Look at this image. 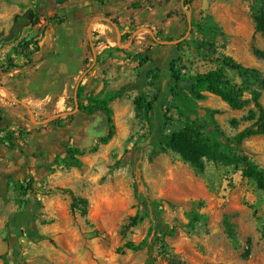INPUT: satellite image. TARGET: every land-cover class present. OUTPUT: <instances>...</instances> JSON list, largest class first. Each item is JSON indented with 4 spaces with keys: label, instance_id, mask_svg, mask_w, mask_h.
I'll use <instances>...</instances> for the list:
<instances>
[{
    "label": "rangeland",
    "instance_id": "rangeland-1",
    "mask_svg": "<svg viewBox=\"0 0 264 264\" xmlns=\"http://www.w3.org/2000/svg\"><path fill=\"white\" fill-rule=\"evenodd\" d=\"M162 1L156 9L165 19L173 17L179 0ZM57 2L63 0H0V81L18 66L12 56L18 57L24 50L18 42L7 41L14 22L19 18L27 21L19 37L29 38L34 48L37 34L57 23L53 15ZM260 2L192 0L189 21L181 19V26L172 23L166 29L169 38L179 41L174 44L176 47L167 49L166 60L154 54L152 61H170L174 52V69L181 79L187 80L214 70L218 59L229 57L244 68L257 70L263 77L264 38L255 31L253 23ZM98 30L114 37L110 27ZM94 36L96 41L101 39L97 34ZM126 44L120 43L126 46L121 48L123 52L113 48L101 52L97 62L103 89L97 93L96 88H87L81 99L87 106L92 99L137 85L146 69H154V63L139 66L137 56L146 49L139 40L132 47L131 43ZM256 50L262 52L261 57L256 56ZM25 51L27 57L31 49L27 46ZM227 74L239 83L233 73ZM161 84L173 86L171 80ZM178 91L192 109L218 112L214 120L228 138L250 124L243 118L253 109L252 105L234 110L216 96L207 95L198 101L186 90ZM143 92L147 102L156 94L150 75L145 79ZM136 96V90H125L109 104L117 111H127L124 117L117 116L119 127H115L110 140L96 139L83 148L75 156L78 161L75 167L64 165L58 158L50 177L33 182L31 190L38 203L35 224L39 235L47 240L21 237L20 264H145L149 256L154 258V264H264V190H258L252 180L244 178L241 167L207 162L200 173L171 151L149 161L153 133L142 117H135ZM0 99L6 100L1 90ZM260 103L264 108V89L260 91ZM170 105L166 114L171 123L165 135L189 125L182 109ZM71 106L69 102L67 107ZM44 117L39 115L37 119ZM232 120L238 122L237 127L231 126ZM204 135L215 141L209 133ZM240 151L264 170V136L244 140ZM146 199L159 204V218L175 229L174 236L154 233L147 218L151 205ZM19 208L20 199L13 193L0 199L2 243L7 235L6 217ZM135 217L142 221L133 225ZM129 243L141 248L130 251L125 248Z\"/></svg>",
    "mask_w": 264,
    "mask_h": 264
},
{
    "label": "crops",
    "instance_id": "crops-1",
    "mask_svg": "<svg viewBox=\"0 0 264 264\" xmlns=\"http://www.w3.org/2000/svg\"><path fill=\"white\" fill-rule=\"evenodd\" d=\"M160 1L162 0H144V6L142 0H63L61 4L57 2L53 11L57 23L49 25L48 30L39 32L35 38L34 35L31 36L34 38L35 47L28 45L31 52L27 57H24L27 53L26 47L22 48L23 55L12 56L18 66L3 75L0 81L2 82L0 86L7 90L10 99H18L27 105L36 122L52 119L57 115L59 117L47 124L37 125L29 120L26 108L7 99H0L2 117L0 133L8 132L13 136L16 146L12 148L10 143H5V139L0 138V199H3L6 193L14 194L13 184L17 181L25 184L29 180L40 182L45 176L50 177V170L57 166L58 158L62 159L65 156L64 147L71 148L72 141L69 140L71 135L74 134L79 143L84 142L87 137L86 144L84 143L86 146L83 148L89 147L99 139L95 136V131L100 129L101 113L95 112L88 116L81 113L80 107L87 106L86 101L81 100L87 93V88H96L94 91L97 93L103 89L98 77L100 65L97 62L101 59V52L118 46L116 29L107 21L116 22L122 29L120 31L114 23L119 31L121 44L125 45L128 42L132 47L136 40H139V43L147 48L152 40L155 41L156 32L163 31V37L168 39L165 33L169 24L180 25V20L183 19L179 11L180 6L173 17L165 19L155 7ZM183 12L185 14L186 10ZM107 27L113 29L114 37L98 30ZM143 28L150 32L142 31ZM131 31V37L122 43V36ZM138 31L141 33L136 36ZM19 34L20 31L17 41L10 42L19 44L23 40ZM95 34L101 39L96 41ZM141 35L146 37L143 38ZM24 40L29 41V38ZM171 46L174 44L158 41L152 50L157 58L162 56L160 58L164 61L167 49ZM119 48L126 46L120 45ZM162 61L153 62L154 67L162 66ZM79 87L82 88V93L78 99L76 91ZM75 100L79 106L77 111ZM69 102L71 107H67ZM57 108L59 110H56ZM110 109L113 112L114 125L119 127L117 116L124 117L127 111L124 109L117 111L112 104ZM43 114L44 119L38 120V116ZM69 117L73 120H68ZM55 120H59L58 123L62 127L53 123ZM17 134L20 137L17 138ZM5 181L6 184L3 183ZM20 210L21 208L11 212L6 217L5 225L8 218ZM20 239L22 238L18 239V244ZM6 252V243L0 241V254L3 256Z\"/></svg>",
    "mask_w": 264,
    "mask_h": 264
},
{
    "label": "trees",
    "instance_id": "trees-1",
    "mask_svg": "<svg viewBox=\"0 0 264 264\" xmlns=\"http://www.w3.org/2000/svg\"><path fill=\"white\" fill-rule=\"evenodd\" d=\"M180 13L183 19L189 21V12H191L192 0H179ZM184 10L186 13L184 14ZM178 16V14H177ZM170 17V16H169ZM117 26L118 24L114 22ZM254 28L264 38V0H261L259 10L253 16ZM27 24L25 19L19 18L13 24L7 41H17L18 32ZM119 30L122 29L118 26ZM132 35L125 34L121 38V42L127 41ZM155 41L145 49L143 54H139L138 64L140 67H145L149 63H153L152 57L154 52L152 48L158 41L171 42L173 39L164 38L163 31L156 32L154 35ZM20 47H27L29 41L24 39L19 42ZM176 45L171 46V48ZM118 52L122 50L115 46ZM256 56L261 57L262 52L255 51ZM176 62L175 53L172 52L170 61H166L162 66H155L154 69H146L142 80L135 86H126L121 88L118 92L110 95H105L103 98L90 100L88 106L80 107V111L91 116L95 112L101 113L100 128H105V134L98 136L102 142L110 140L115 131L113 122V112L109 104L122 96L123 91L136 90L137 96L133 100V107L135 117H142L150 127L152 134L151 147L152 152L148 158L152 161L160 154L171 151L180 156L181 160L188 163L193 169L202 173L205 170L207 162H213L222 166H236L241 167V173L244 178L250 179L254 182L258 190H264V170L255 166L244 154L241 153V146L244 140L254 136H264V108L260 103V91L264 89V76L262 77L255 69L244 68L229 57H221L217 60V67L214 70L203 74H198L187 80L181 79L178 72L174 69ZM227 72L233 73L238 79L239 83L234 82L228 77ZM151 76V84L156 89V94L153 99L147 102V96L143 92L145 79ZM171 80L173 86H162L161 81ZM186 90L189 96L195 100L203 101L207 95H213L220 98L225 104L234 110H241L253 106V109L247 112L243 121L250 123L244 129L235 134L232 138H228L218 127L214 120V112L205 109L201 112L192 109V107L184 101L180 91ZM82 93V88L79 87L77 91V98L79 99ZM174 104L176 108H181L186 114L189 125L185 126L179 131H175L170 135H165L166 127L171 123L167 118L166 112L170 110L171 105ZM68 120H73L69 117ZM2 117L0 116V124ZM59 120L53 123L59 125ZM232 127H237L236 120L231 121ZM58 127H62L59 125ZM205 133H209L215 138L211 141L205 137ZM95 137V136H94ZM12 148L14 145V138L10 134L5 137ZM16 142V141H15ZM83 148L74 146L62 158V163L68 167H75L78 161L75 156L79 155ZM237 152V153H236ZM33 180H29L25 184L19 181L13 184L14 195L20 199L21 210L13 213L7 220L5 243L7 252L1 256L3 264H20L18 254L20 245L18 239L26 237L27 239H35L39 241L47 240L46 237L39 235L37 232L35 217L38 209V203L32 193ZM147 200V199H146ZM151 211L147 218L151 221V226L154 233H160L164 236L172 237L175 234V229L168 224L162 222L159 218V204L157 202H150ZM73 206V205H72ZM83 215L85 212L82 213ZM133 218V225L137 221H142V218ZM125 248L130 251H138L141 245L126 244ZM247 256V254H246ZM154 258L149 256L145 264H154Z\"/></svg>",
    "mask_w": 264,
    "mask_h": 264
},
{
    "label": "water",
    "instance_id": "water-1",
    "mask_svg": "<svg viewBox=\"0 0 264 264\" xmlns=\"http://www.w3.org/2000/svg\"><path fill=\"white\" fill-rule=\"evenodd\" d=\"M107 22L110 23L111 25H113V26L115 27V29H116V34H117V44H118V46L120 47V37H119V31H118L117 27L115 26V24H114L113 22H111V21H107ZM142 31H146V32H148V33L150 32V31H149L148 29H146V28H143ZM178 42H179V41H175V42H167V43H168V44H176V43H178ZM0 90L4 93L5 98H6L8 101L14 102V103H16V104H20L21 106H23L24 108H26V109L28 110L27 105H25L24 103H22V102L19 101L18 99H10L7 90H6L3 86H0ZM78 109H79V106H78V103L76 102V104H75V110L77 111ZM27 114H28V118H29V120H30L31 122L37 124V125H44V124H47V123L50 122L51 120H53V119L59 117V115H57V116H55V117L52 118V119H47V120L42 121V122H36L35 120H33V114H32V112H31L30 110H28V113H27Z\"/></svg>",
    "mask_w": 264,
    "mask_h": 264
},
{
    "label": "flooded vegetation",
    "instance_id": "flooded-vegetation-1",
    "mask_svg": "<svg viewBox=\"0 0 264 264\" xmlns=\"http://www.w3.org/2000/svg\"><path fill=\"white\" fill-rule=\"evenodd\" d=\"M77 91H78V89H77ZM77 91H76V96H77ZM76 102H77V100L74 101V105L76 104ZM81 113H83V112H81ZM95 133H96L95 136H97V137L100 136V135H105V128L103 127V128H100V129H96ZM76 139H78V138H76V136H74V134L71 135V138L69 140L72 141V146H71V148L67 147V146L64 147L65 154L68 153L74 146H78L79 148H83L84 146H86L85 145L86 144L85 140H87V137H85V140H83L84 142H82V143H79V141H77ZM3 183L6 184L7 181H5Z\"/></svg>",
    "mask_w": 264,
    "mask_h": 264
},
{
    "label": "built area",
    "instance_id": "built-area-1",
    "mask_svg": "<svg viewBox=\"0 0 264 264\" xmlns=\"http://www.w3.org/2000/svg\"><path fill=\"white\" fill-rule=\"evenodd\" d=\"M8 134H9L8 132H7V134H3V133L1 134V133H0V138L5 139V137H6ZM18 136L20 137V135L17 134L16 137L18 138ZM20 139H21V138H20ZM5 141H6V140H5ZM5 143H9V142L6 141Z\"/></svg>",
    "mask_w": 264,
    "mask_h": 264
}]
</instances>
